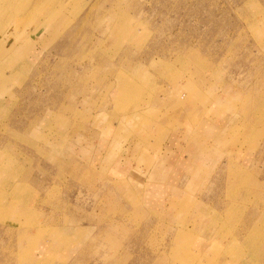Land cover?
<instances>
[{
  "label": "rangeland",
  "instance_id": "1",
  "mask_svg": "<svg viewBox=\"0 0 264 264\" xmlns=\"http://www.w3.org/2000/svg\"><path fill=\"white\" fill-rule=\"evenodd\" d=\"M0 41V264H211L219 226L264 264V0H0Z\"/></svg>",
  "mask_w": 264,
  "mask_h": 264
},
{
  "label": "crops",
  "instance_id": "2",
  "mask_svg": "<svg viewBox=\"0 0 264 264\" xmlns=\"http://www.w3.org/2000/svg\"><path fill=\"white\" fill-rule=\"evenodd\" d=\"M214 108V107H213ZM212 107H207L203 110V112L211 111ZM225 114V113H224ZM225 116V115H224ZM214 117L210 120H213ZM214 138L219 137V135H214ZM173 138H171L169 141L170 144H172L171 142H176L181 138V135H174L171 136ZM168 143V145H169ZM168 145L166 147H168ZM165 147V153H168V151L173 150L172 147ZM218 149L217 148H213V150H211L212 152L211 155L216 154V151ZM174 152H176L175 150H173ZM200 153V152H198ZM197 153V154H198ZM177 153H175L176 155ZM230 229L224 228L222 226H219L217 229L214 230V236L212 238V240L210 241L209 246L213 247L212 250L213 252V262L211 264H240L241 261L244 258V252H243V248H242V244L240 243V239L236 234H230ZM205 252V251H203ZM210 261H203L204 264H209Z\"/></svg>",
  "mask_w": 264,
  "mask_h": 264
},
{
  "label": "bare ground",
  "instance_id": "3",
  "mask_svg": "<svg viewBox=\"0 0 264 264\" xmlns=\"http://www.w3.org/2000/svg\"><path fill=\"white\" fill-rule=\"evenodd\" d=\"M4 16V15H3ZM2 17V16H1ZM86 17V16H85ZM1 42V41H0ZM258 108V107H257ZM18 133V132H17ZM27 139V138H26Z\"/></svg>",
  "mask_w": 264,
  "mask_h": 264
}]
</instances>
